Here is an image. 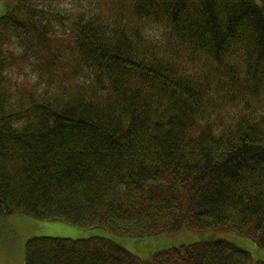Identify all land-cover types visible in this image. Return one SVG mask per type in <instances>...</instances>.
Listing matches in <instances>:
<instances>
[{
	"label": "trees",
	"instance_id": "obj_1",
	"mask_svg": "<svg viewBox=\"0 0 264 264\" xmlns=\"http://www.w3.org/2000/svg\"><path fill=\"white\" fill-rule=\"evenodd\" d=\"M60 1L0 17V213L131 236L228 226L264 248V0ZM25 264L264 261L226 239L141 262L105 237L36 236Z\"/></svg>",
	"mask_w": 264,
	"mask_h": 264
},
{
	"label": "rangeland",
	"instance_id": "obj_2",
	"mask_svg": "<svg viewBox=\"0 0 264 264\" xmlns=\"http://www.w3.org/2000/svg\"><path fill=\"white\" fill-rule=\"evenodd\" d=\"M100 1L104 3L106 0ZM52 2L63 3L60 0H52ZM9 5L11 6L12 3ZM67 7H72V3L68 2ZM9 8L7 7V0H0V17ZM25 79L24 81L27 82ZM227 110L232 111V106H228ZM260 111L261 115L264 116V109L261 108ZM222 114L228 116L226 111ZM222 114L217 113L212 118L221 117ZM36 236L74 239L94 236L105 237L134 253L141 262L148 261L155 252L168 248L202 241L226 239L249 251L254 262L264 261V248L260 247L253 238L238 233L228 226L202 230L183 228L148 236H131L119 234L106 228H83L63 221L39 219L22 213L11 215L0 213V264H25L26 242Z\"/></svg>",
	"mask_w": 264,
	"mask_h": 264
}]
</instances>
